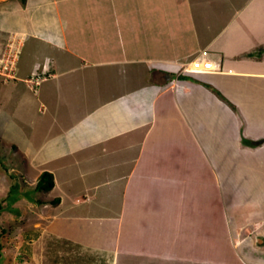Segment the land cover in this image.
<instances>
[{
  "label": "crops",
  "instance_id": "0c3cea01",
  "mask_svg": "<svg viewBox=\"0 0 264 264\" xmlns=\"http://www.w3.org/2000/svg\"><path fill=\"white\" fill-rule=\"evenodd\" d=\"M103 1L0 0L10 7L3 12L9 26L0 24L7 33L0 40V60L10 61L16 74L5 81L23 82L32 95L19 104L39 115L27 120L38 141L33 151L27 148L31 169L36 177L46 170L53 178L52 187L42 191L53 195L32 206L33 223L66 246L64 252L48 249L58 250L59 264L68 258L64 263L264 264V0H228L229 14L218 27L202 31L192 25L186 52L161 46L160 56L128 54V42L109 41L111 33L101 36L109 14L116 32L129 17L120 10L123 2ZM94 8L100 11L96 18ZM174 10L176 17L186 13L177 3ZM27 36L43 49L23 68L19 53ZM202 49L219 70L180 79L179 65ZM128 64L139 78L145 69L150 86L129 92L121 83L113 89L114 75L107 72L123 66L117 74L130 80ZM36 72L43 79L30 87L24 79ZM177 112L183 124L176 122ZM210 123L229 129L217 154L199 138H208L203 126ZM216 155L219 169L212 168L210 156ZM227 178L232 209L245 201H239L237 189L245 198L249 192L256 201L243 207L256 209L253 217H224ZM212 198L220 204L221 220L210 214Z\"/></svg>",
  "mask_w": 264,
  "mask_h": 264
},
{
  "label": "rangeland",
  "instance_id": "374dc122",
  "mask_svg": "<svg viewBox=\"0 0 264 264\" xmlns=\"http://www.w3.org/2000/svg\"><path fill=\"white\" fill-rule=\"evenodd\" d=\"M34 1L36 2L38 0ZM102 1L103 0H100V2ZM115 1L118 3L123 2V7H121L120 10L127 13V16H129L127 22L126 24L123 23L122 26L118 28V32H116L114 23L110 22L112 20V16L109 14L108 16L110 18L106 19V24L103 23L101 24L102 26H100L103 31L100 32V35L107 36L108 33H111L110 35L112 36H109L110 38L108 37L111 42L114 40V37H120L125 42L130 44L128 54L138 53L139 51L142 56H146L148 54L151 56H160L161 46L162 50H165L166 52H169V47L174 48L175 46L174 52L176 51L178 55L186 52V48L190 42L193 43V41H191L193 37L191 31H189L192 25L198 30L202 29V31H207L209 28L208 30L213 31V29L218 27L219 23L226 18L230 11V7L227 5L228 0H190L188 6L181 0H173V3L172 0ZM103 3L106 2L103 1ZM176 3L180 12L186 11V13L182 14L181 17H176L177 15L174 14V5H176ZM10 4H14V2H10ZM97 8H94V18L99 15V10H97ZM8 9H10V7L8 8L0 5V24H3L4 26H9L4 24L6 19L3 18V12ZM103 9L104 7H102V10ZM37 13L40 17L43 16L41 18L42 22L48 19V17H44L40 11ZM87 14L89 15L87 17H90L91 13L89 11ZM10 18L12 19V17ZM10 18H8V21H10ZM51 19L53 18L51 17ZM84 19L85 18H83L82 21ZM13 22L14 23L11 25H16L18 27V22ZM42 22L39 23L38 27L43 30L42 27L45 26ZM9 23L10 22H8V24ZM80 23L82 24V22ZM181 26H188V29H184V31L188 30V32L182 33L183 29ZM97 31L98 30H94V33ZM87 32H89V30ZM87 32L84 31L83 33L85 39L89 37ZM6 35L7 33H1L0 31V40H2V37L5 39ZM28 37L29 36L25 38L26 41L19 53L18 63L19 65H22L23 68H28L29 64H31L34 59L40 57L42 54L41 50L43 49V47H41V43L34 40L32 41L31 38L28 39ZM134 41L136 44L133 43ZM122 67L123 66L114 67L113 70L117 68L116 73L114 71L107 72V67L104 68L108 74L114 75L112 78L113 89H119L118 87L121 83H123L121 86H123L124 89H129V92H133L132 90L136 88L137 85L140 87L138 90H142L143 85L150 86L145 79L147 76L145 77V74H143L145 69L142 70L143 68L138 67V70H142L140 71L141 76L139 78V72H133L135 70L134 64L125 65V70L128 68L130 73L133 72L130 74V80L125 81L119 78L117 74V71L121 74ZM210 86L217 90L214 86ZM12 87L19 89L22 94L20 92H17V94L16 92H12ZM138 90L136 88L134 92H138ZM29 95L31 96L32 92L25 87L23 82L18 80L5 81L4 77L0 76V264H44L46 260L45 264H59L61 259L60 256L57 255L58 250L55 252L54 249L50 251L48 248L57 247L61 248V251L64 252L66 250V246L61 241H55L52 236H49L50 234L43 229V226L40 223H33L35 215L33 214L34 210L32 209V206L33 204L37 205V201L35 200L39 198L45 200L46 195L49 197L53 195V192L49 195V193L36 191L34 189L37 177L31 169L34 160L29 159L27 148L30 146L28 149L33 151V147H35L34 144L38 141L34 138L36 130L33 128V123L31 124L30 129L27 125V120L29 121L30 116L35 112L32 113L30 110L28 111L29 108L27 105H23V107L19 104V100L23 98L25 101L28 99ZM219 97L220 99L225 100L228 106L233 107L227 98H222L221 96ZM181 102L184 107H186L183 99ZM37 114L34 115L39 116ZM183 119L184 117L179 115L177 112L176 122L183 124ZM213 124L214 123H210V128L207 124L206 126H203V128H205L204 131H208V138L202 134L199 138L202 141L203 147L212 152V154H217L221 147H224V141L228 139L227 135L224 133L229 129L226 128L225 130H220ZM38 130L42 131L41 126H38ZM221 131L222 137L220 135ZM29 140L30 143L28 142ZM243 141L248 143L247 138H243ZM27 142L30 145H28ZM250 144L251 142L248 146H251ZM210 157L213 163L212 168L215 167L216 169H219L217 164H219L220 159L217 158V155L216 158L213 156ZM233 162L234 161L232 160V166ZM204 163L205 161H203V164ZM229 165L230 163L228 162V166ZM227 180L228 183H225L224 187V197L226 199L225 207L227 209V213L224 214V217L228 215L230 220L239 217H253L256 209H246L243 207V205L252 204L256 201L251 198L249 192L245 198V194L242 193V190L237 189L236 195L239 196V201L243 202L244 199L245 201L242 204L238 203L239 206L235 209L236 211L232 209L231 205L233 204V200L230 198L228 193V190H230V187L232 186V180L231 178H227ZM237 182L240 183L239 187L242 188L244 185L243 180L240 182L237 178ZM210 205L212 208L209 210L210 214L212 213L214 218L221 220V214L219 211L220 204L212 198ZM33 241L36 253L35 258L33 256L34 252L31 250V243ZM22 254L23 258H21ZM65 261L70 262V258ZM64 262H62V264H70Z\"/></svg>",
  "mask_w": 264,
  "mask_h": 264
},
{
  "label": "built area",
  "instance_id": "2783aa9c",
  "mask_svg": "<svg viewBox=\"0 0 264 264\" xmlns=\"http://www.w3.org/2000/svg\"><path fill=\"white\" fill-rule=\"evenodd\" d=\"M219 64L214 62L209 58V52L207 50H202L199 57L192 59L187 66H183V70L187 71H205V70H218ZM41 73H50L49 71H41ZM40 72L31 74L29 77L25 78L24 81L28 83L30 87L37 84L40 80L43 79ZM0 75L4 79L15 78V69L13 64L10 61L0 60Z\"/></svg>",
  "mask_w": 264,
  "mask_h": 264
},
{
  "label": "trees",
  "instance_id": "16d2710c",
  "mask_svg": "<svg viewBox=\"0 0 264 264\" xmlns=\"http://www.w3.org/2000/svg\"><path fill=\"white\" fill-rule=\"evenodd\" d=\"M180 79H183L184 77H186V74H180L178 76ZM207 85V84H206ZM208 87H210L212 90H214L218 96H221L222 98H224L217 90H215L213 87H211L210 85H207ZM53 185V178H52V174L49 171L43 170L39 173V175L37 176V179L35 181V185H34V189L36 191H47L49 190ZM0 250H1V245H0ZM1 255V254H0ZM21 258H23V254L21 255Z\"/></svg>",
  "mask_w": 264,
  "mask_h": 264
},
{
  "label": "clouds",
  "instance_id": "9594fccd",
  "mask_svg": "<svg viewBox=\"0 0 264 264\" xmlns=\"http://www.w3.org/2000/svg\"><path fill=\"white\" fill-rule=\"evenodd\" d=\"M202 50H204V49H202ZM202 50H200L199 53H198V55L195 56L194 58L199 57V56H200V53H201ZM205 50H207V49H205ZM207 51H208V50H207ZM208 52H209V51H208ZM194 58H192V59H194ZM209 58H211V56H210V52H209ZM192 59H191V60H192ZM211 59H212V58H211ZM191 60H190V61H191ZM212 60H213V59H212ZM190 61H188V62H186V63H183V64H180V65H179V74L191 75V74H196V73L205 72V71H216V70H205V71H187V70H183V66H187L188 63H189ZM213 61H214V60H213ZM218 70H219V69H218Z\"/></svg>",
  "mask_w": 264,
  "mask_h": 264
}]
</instances>
